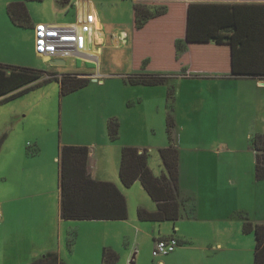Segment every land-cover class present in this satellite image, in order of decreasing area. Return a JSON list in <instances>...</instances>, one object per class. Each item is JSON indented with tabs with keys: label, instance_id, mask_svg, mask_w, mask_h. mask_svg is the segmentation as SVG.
Here are the masks:
<instances>
[{
	"label": "rangeland",
	"instance_id": "374dc122",
	"mask_svg": "<svg viewBox=\"0 0 264 264\" xmlns=\"http://www.w3.org/2000/svg\"><path fill=\"white\" fill-rule=\"evenodd\" d=\"M12 1L22 0H0V60H10L14 62L13 65L42 70L45 72L43 77L66 74L91 79L89 85L68 95H62L60 82L52 79L0 103V138H4L2 147L13 150L14 163L20 165L17 172H20L23 165L34 169L27 155H35V160L47 165V179L57 187L59 163L53 160L54 154L58 152L57 141L65 138L69 141L88 142L91 133L108 132L107 121L115 116L121 122L119 142L151 147L149 161L155 172L159 173L162 160L157 148L169 143L166 119L171 114L177 123L174 129L177 135L176 138L173 135V142L180 149L182 171L187 180L191 179L192 170L195 176L198 175L200 158H194V154L206 153L211 156L206 157L201 171L208 182L216 183L215 189H220L223 195H233L238 201L245 199L249 204L253 203L254 195H264V180H257L255 176L253 142L255 134L264 133V83L259 85L254 78L237 77L224 69L209 66L212 62L216 63L218 56H215L216 52L212 54L207 51L206 46H200L205 52L194 58L198 59L200 66L206 64L200 69L202 77L184 76L178 71L177 74L169 73L163 84H130L126 76L136 70L139 56L147 52L152 42L156 47L161 41L165 43L160 45L161 57L164 56L167 54V42L171 38L164 25L157 30L148 31L144 28L137 45H133L134 12L131 0L124 3L115 0L118 1L115 6L112 5L114 0H110V8L102 7L105 0H95L104 25L108 21L109 29L126 33V40L119 36L116 44L112 32L107 29L99 63L94 61L88 64L81 57L73 61L71 57L74 55L63 58L65 64L52 65L35 51L32 26L14 28L10 24L7 5ZM24 1L33 24L66 23L73 19L72 6L60 12L55 7V0ZM92 13L96 15L95 11ZM152 32H160L161 35L155 39L150 36ZM165 35L169 37L168 40L164 39ZM82 43L92 48V43L87 39ZM158 54L155 53L156 58ZM227 60L230 63V56ZM175 63L179 65L180 59L176 58ZM166 64L167 68L173 66L171 59ZM99 67L104 73L101 78H96L104 80L100 84L92 80L93 73L87 76L75 72H97ZM172 86L175 88V96L168 98V89ZM34 152L36 154H32ZM45 169L42 167L41 175L46 177ZM8 173V165L0 162V264H31L49 251L58 252L70 264H102L100 251L105 242L114 245L113 249L119 253V259L114 264H159L160 257L152 253V232L133 225V219H138L136 208L139 197L152 199L143 186L139 188L142 195L135 188L137 184L127 188L126 191H133L136 195H129L130 218L124 222V230L117 232L116 228L104 220H91L90 224H86V220L64 219L61 226L59 207H53L52 200L48 205L42 199H17L14 203L16 211L9 216L8 198L16 195H7V187L13 186L18 177H9ZM25 175L29 176L30 170ZM187 180H184V184L189 183ZM242 207L240 205L237 213L240 221L244 214ZM166 223L172 222L155 225ZM165 257L164 264H199L195 254L189 259H169V255ZM130 260L133 262L130 263ZM241 264H254V255L250 263L243 261Z\"/></svg>",
	"mask_w": 264,
	"mask_h": 264
},
{
	"label": "trees",
	"instance_id": "16d2710c",
	"mask_svg": "<svg viewBox=\"0 0 264 264\" xmlns=\"http://www.w3.org/2000/svg\"><path fill=\"white\" fill-rule=\"evenodd\" d=\"M168 4L135 2L133 45H137L140 32L144 28L157 30L164 25L170 34L167 42V54L161 57V44L149 47L138 58L135 71L126 76L133 85H158L166 82L169 73L198 75L206 65L197 64L200 46L226 47L230 51V70H226L227 58L211 67L224 69L237 77L264 79V3H195L189 4L185 29L173 19H180ZM172 12V13H171ZM11 22L20 27H33L26 1H12L7 5ZM171 13V14H170ZM176 14V15H175ZM175 15V17H174ZM168 24V26H166ZM159 27V28H158ZM166 33V34H167ZM160 32L150 33L159 38ZM167 35L164 36L168 40ZM159 52L156 58L155 53ZM176 53V56L174 55ZM202 55L201 53H199ZM176 58L180 64L175 63ZM173 66L167 68V60ZM197 64V65H196ZM179 66V67H177ZM170 69V70H169ZM165 71V72H164ZM45 72L33 67L0 62V103L6 102L24 92L57 79L61 94L68 95L91 82L88 77L55 75L43 77ZM175 88L168 89V98L174 97ZM167 133L169 143L160 147L159 155L165 168L160 175L154 173L149 165L150 152L147 148L126 145L121 151L119 177L124 187H131L140 181L145 190L156 202V210L140 206L137 210L143 221H176L184 214L187 199L180 197V150L173 142V130L177 123L175 117L167 115ZM108 133L112 140L121 134V122L113 116L107 121ZM4 138H0V151ZM255 147V176L264 180V133L253 137ZM90 149L87 145L66 144L61 148L59 188L61 192V218L67 220H124L129 217L126 196L120 187L112 181L93 177L88 168ZM245 234L255 236L254 264H264V223L255 222L245 216L242 224ZM75 240V233H72ZM187 241H184L186 243ZM119 253L111 247H104L102 264H114ZM31 264H69L58 252L49 251L36 258Z\"/></svg>",
	"mask_w": 264,
	"mask_h": 264
},
{
	"label": "crops",
	"instance_id": "0c3cea01",
	"mask_svg": "<svg viewBox=\"0 0 264 264\" xmlns=\"http://www.w3.org/2000/svg\"><path fill=\"white\" fill-rule=\"evenodd\" d=\"M56 5L55 7L60 9V12H64L69 10L70 6L73 9V19L71 21H66V23H71L75 21H79L81 18L85 17L87 14H91L92 20L97 24V28L93 31H88L87 29L84 30V38L83 40H88L91 42V33L94 31H98L100 36L97 38L96 43L99 45L98 49L100 52L103 51V41L105 39L108 30L112 32L113 40H116V44L119 42V36H122L124 40H126V33L123 31L122 33L117 32L113 28H108L110 25L109 22L106 21L104 25V21L101 18L100 11L97 7L95 0H55ZM120 1V0H118ZM118 1H113V4L110 0H105L102 3V7L110 8L111 4L113 6L116 5ZM125 1L129 0H122L124 3ZM133 4L135 2H147V3H165L170 6L172 10L176 14H179L180 19H173L174 25L179 23L183 28L181 31L185 29V24L187 21V9L190 3H224V2H239V3H264V0H131ZM95 11V16L93 15V11ZM172 13V12H171ZM170 13V14H171ZM175 14V15H176ZM174 15V17H175ZM52 23V22H51ZM57 23V22H55ZM101 25V27L98 25ZM10 24L14 28H17L11 20ZM108 25V26H107ZM107 26V27H106ZM108 29V30H107ZM87 37V38H86ZM101 37V44L99 38ZM99 43V44H98ZM82 50L83 55H77L71 57L73 61L74 59H80V57H86L89 55V51L92 49H96L97 45L92 48L86 47L85 43H82ZM85 48V49H84ZM87 48V49H86ZM221 48L218 50V46L213 47V45H209L206 50L209 52H216L215 56L217 65H223L221 61L224 58H229L230 54H228V49L226 47H219ZM85 51V52H84ZM88 52V53H87ZM205 52L204 49H199L198 54ZM230 53V51H229ZM96 54V56H89L86 60V63H92L94 61L100 62V56ZM87 58V57H86ZM25 61V60H24ZM78 61V60H77ZM2 63L13 64V61L10 60H0ZM24 63V62H21ZM199 64V63H197ZM196 64V65H197ZM229 61L227 60L226 70H230ZM229 67H228V66ZM222 67V66H221ZM75 72H82V74L90 76L93 73L92 80L97 81L99 84L104 83V80H97L96 78H101L104 74L99 67L97 72H84V71H75ZM184 76H191L185 74ZM197 76L202 77L203 74H198ZM258 84H263L264 79H256ZM175 129V128H174ZM176 130H173V135L176 138ZM108 132L91 133V137L88 142L82 141H69L65 138H61L57 141L58 144V152L54 154L53 160H58V173L60 169V154L61 148L63 145L72 144V145H87L90 149L89 154V161H88V168L94 178L100 180H108L112 181L117 184L120 189L124 192L129 209V195H136L133 191H126L129 187H124L122 182L119 178V166H120V157H121V147L126 145L123 142H119L120 139L112 140L109 136ZM121 136V134H120ZM120 138V137H119ZM168 143V142H167ZM129 145V144H128ZM141 150L147 148L148 150L151 147L146 145H137ZM166 144H161L158 146L157 149L162 147ZM178 147V146H177ZM180 150V149H179ZM13 150H7L5 146L2 147L0 153V162L3 164L8 165L9 173L8 176H16L18 177V181L14 182V185L11 187H7V195H16L12 196L11 199L8 198V212L9 216L14 215L16 208L14 203L17 199L24 200L28 198H32L33 200H43L50 205L51 200L53 201V207H59V219L61 220V210H60V201H61V192L59 185L57 187L54 186V182H49L47 179L48 170L45 169L47 165L45 163H40L33 158L35 155H27L28 162L32 160V167L35 169V173L33 172L34 169H29L28 165L21 166L20 172L17 170L20 168V165L15 164L13 157H12ZM150 151V150H149ZM36 152V151H35ZM32 154H36V153ZM56 152V151H55ZM159 152V150H158ZM209 152V151H208ZM214 154V153H213ZM212 154V155H213ZM120 155V157H119ZM160 156V155H159ZM211 156V155H210ZM207 156L206 153L201 154L200 152H196L194 154V158H200L203 162L198 159V175L195 176L194 171L192 170V177L191 179L187 180L184 172L182 171V156L180 153V197L182 199H190L185 200L184 203V216L176 221H164V222H172L166 223L164 225H155L156 223H163V222H155V221H143L141 219H133V225L144 227L146 229H150L152 235L154 236V242L159 238H168V237H176L179 241V245L174 252L169 254L170 258L182 257L184 258H191L194 254L199 258V264H241V262H251V259L254 255V247H255V236L253 234H245L242 230V224L244 221V217L247 216L255 222H263L264 223V195H254V201L252 204H249L245 199L244 200H235L233 195H223L220 192V189H215V184L213 182H208L203 175V171H201V165H204V160ZM161 159V157H160ZM149 165L154 171L155 174L160 175L164 172L165 168H163L160 172H155V168L152 166L151 162L149 161ZM17 166V167H16ZM42 167L45 169L46 177L41 175L42 174ZM30 170V175H25V172ZM8 178V177H7ZM184 180L188 181V184H184ZM137 184V185H136ZM141 182L138 180L132 186L136 185V190H139V195H142L140 192ZM139 186V187H138ZM202 187L204 188V192L202 191ZM36 196H43V197H36ZM53 196V197H52ZM55 196V197H54ZM257 200L259 203L257 204ZM18 201V202H20ZM55 202V203H54ZM243 203V204H241ZM249 206H246V205ZM242 205L244 214L240 217L237 214L239 211V207ZM140 206H143L149 210H156L157 205L153 199H144L139 197L137 202V210ZM11 208V209H10ZM130 216V211H129ZM130 218V217H128ZM104 220L106 224L112 226V228H116L117 232H122L124 230L125 221L128 220ZM91 220H86L84 222H88L86 224H90ZM94 221V220H93ZM144 222H154L152 224H145ZM85 224V223H84ZM78 227V229H80ZM254 236V239L252 237ZM184 241H187L183 244ZM104 247H111L114 248V245L111 243L105 242L101 245L100 256L102 260V252ZM116 248V247H115ZM61 249V248H60ZM115 250V249H114ZM196 251V252H195ZM195 252V253H194ZM168 256V255H166ZM166 257L158 258L159 264H164V259ZM67 261V260H66ZM70 261V260H69ZM132 260L129 262L131 263ZM68 262V261H67ZM71 262V261H70ZM69 263V262H68ZM72 263V262H71ZM70 264V263H69ZM73 264V263H72Z\"/></svg>",
	"mask_w": 264,
	"mask_h": 264
},
{
	"label": "built area",
	"instance_id": "2783aa9c",
	"mask_svg": "<svg viewBox=\"0 0 264 264\" xmlns=\"http://www.w3.org/2000/svg\"><path fill=\"white\" fill-rule=\"evenodd\" d=\"M91 14L71 23L37 22L33 25L35 51L51 59H62L74 55H83L82 40L84 30L92 23ZM176 237L159 238L153 246V255L163 257L171 254L178 247Z\"/></svg>",
	"mask_w": 264,
	"mask_h": 264
},
{
	"label": "bare ground",
	"instance_id": "6f19581e",
	"mask_svg": "<svg viewBox=\"0 0 264 264\" xmlns=\"http://www.w3.org/2000/svg\"><path fill=\"white\" fill-rule=\"evenodd\" d=\"M56 24H63V23H56ZM97 28V24L93 21L92 23H90L89 24V26L88 27H86V29L88 30V31H93V30H95ZM91 43H92V45H93V47L95 46V45H97V43H96V40H97V38L100 36V34H99V32L98 31H94L93 33H91ZM87 38V37H86ZM101 40V37L99 38V41ZM83 41V40H82ZM99 44V43H98ZM98 46V45H97ZM85 49V48H84ZM87 49V48H86ZM83 51V50H82ZM85 52V51H84ZM90 53H89V55L88 56H86V57H82V59H88L89 58V56H96V54L97 55H99L100 54V50L98 49V47L94 50V49H92V51H89ZM88 53V52H87ZM77 56V55H76ZM45 58H47V57H45Z\"/></svg>",
	"mask_w": 264,
	"mask_h": 264
},
{
	"label": "water",
	"instance_id": "95a60500",
	"mask_svg": "<svg viewBox=\"0 0 264 264\" xmlns=\"http://www.w3.org/2000/svg\"><path fill=\"white\" fill-rule=\"evenodd\" d=\"M45 60L49 61L52 65H59V64H65V60L62 59H51L49 57L45 58ZM133 261H131L132 263Z\"/></svg>",
	"mask_w": 264,
	"mask_h": 264
},
{
	"label": "clouds",
	"instance_id": "9594fccd",
	"mask_svg": "<svg viewBox=\"0 0 264 264\" xmlns=\"http://www.w3.org/2000/svg\"><path fill=\"white\" fill-rule=\"evenodd\" d=\"M45 60V59H44ZM176 250V249H175Z\"/></svg>",
	"mask_w": 264,
	"mask_h": 264
}]
</instances>
